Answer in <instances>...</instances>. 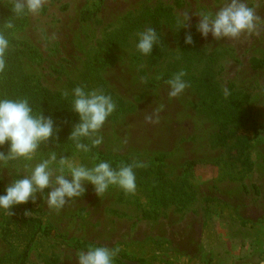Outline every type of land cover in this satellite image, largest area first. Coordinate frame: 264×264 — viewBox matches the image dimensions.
Wrapping results in <instances>:
<instances>
[{
	"label": "rangeland",
	"instance_id": "obj_1",
	"mask_svg": "<svg viewBox=\"0 0 264 264\" xmlns=\"http://www.w3.org/2000/svg\"><path fill=\"white\" fill-rule=\"evenodd\" d=\"M14 1L26 7V0ZM246 2L257 17L255 29L219 40L197 31L199 11L214 10L219 0H184L181 6L175 0H43L38 12L7 19L8 33L18 41L10 47L25 51L21 76L64 98L50 118L59 132L68 133L73 120L55 122V108H74L77 88L108 89L118 106L87 137V151L78 147L57 161L89 169L98 160L112 168L136 165L133 192L110 186L100 194L84 181L77 196L57 207L49 203L55 185L37 188L34 214L53 236L35 241L26 264H79L78 254L87 251L65 244L77 241L148 264H264V68L251 64L264 59V0ZM159 7L168 12L153 62L151 52L138 47L149 32L141 14ZM103 51L109 55L97 61ZM209 67L224 100L234 92L249 96L244 109L250 122L241 133L251 141L252 169H243L235 150L218 140L222 116L205 106L199 92ZM177 75L184 88L172 95ZM98 138L102 142L94 144ZM49 153L38 148L36 155L48 159ZM38 163L0 161L5 194ZM52 173L53 180L60 174L55 166ZM64 174L71 180L67 169ZM16 215L0 209V264H17L26 247L28 231L18 228Z\"/></svg>",
	"mask_w": 264,
	"mask_h": 264
},
{
	"label": "clouds",
	"instance_id": "obj_2",
	"mask_svg": "<svg viewBox=\"0 0 264 264\" xmlns=\"http://www.w3.org/2000/svg\"><path fill=\"white\" fill-rule=\"evenodd\" d=\"M43 4V0H26L27 11L36 13ZM18 13L25 10V2L16 5ZM200 20L197 31L204 37L211 33L217 40L235 38L242 32L253 31L257 17L246 0H219L215 9L202 8L198 13ZM187 15L185 20H187ZM11 27V25H9ZM155 34L150 30L144 34L139 42V49L145 53L151 51ZM187 43H192L191 35L187 36ZM9 46L8 40L0 35V57ZM174 91L172 95L183 90L184 84L180 75L171 81ZM115 103L111 96L103 93L75 90L74 108L79 114L81 124L77 127L74 136L90 137L98 133L107 118L115 110ZM53 134V122L42 115L34 114L27 99L11 100L0 98V149L8 146V151H0V161L4 166L24 158L28 161L39 159L34 168L29 169L30 176L15 180L7 187L6 195H0V207L9 208L13 204L26 203L33 197L37 188L43 191L55 185L50 192L49 203L52 206H62L65 197H75L82 191V182L89 181L96 186L98 193L103 194L110 186H120L127 192L135 190L134 167L124 165L114 170L108 161L98 160L91 169L61 159L57 161L55 153H49V158L37 157L36 153L41 143L47 141ZM102 142V138L95 139L94 144ZM79 148L87 151L83 144ZM55 166L60 172L53 180L52 168ZM65 169L70 173L71 180L64 174ZM118 249L112 250L105 246H89L87 253H79V264H114Z\"/></svg>",
	"mask_w": 264,
	"mask_h": 264
},
{
	"label": "trees",
	"instance_id": "obj_3",
	"mask_svg": "<svg viewBox=\"0 0 264 264\" xmlns=\"http://www.w3.org/2000/svg\"><path fill=\"white\" fill-rule=\"evenodd\" d=\"M95 1L101 3L103 0ZM183 2L184 0H175V3L178 6H181ZM17 4L18 2L11 0L7 1L4 5H0V35H3L8 40L9 47L18 44V41L8 33L7 29L9 24H6L7 19L12 18V22H14L21 14L27 11V8L25 7L23 13H18L16 9ZM167 12V8L159 7L152 10L148 9L141 14V21L147 23L149 31L151 30L155 34V40L150 51L153 62L157 60L155 54L158 53L163 45L162 18ZM9 47L6 50V53L0 57V98L11 100L27 99L34 114L42 115L45 119H50L51 116L54 115L53 106L58 105L61 103V100L63 101L64 99L62 98V94L57 92L53 93L51 90L37 83L31 85V79L23 78L19 71L23 64L25 51L24 49L18 50L15 47ZM108 55V51L101 52L97 61L104 60ZM251 64L255 69L264 68V59L253 58ZM96 66V68H100L102 65L97 63ZM199 89L205 106L209 109H213L216 114L222 116L218 131V140L231 150H235L238 155L237 160L243 169H252L253 163L250 159L251 141L246 135L241 133V129L246 128L250 122L244 109V105L249 100V96L245 95L243 98H240L239 94L234 92L227 100H224L222 90L215 79L212 67H209L207 73L202 78ZM97 91L108 96L112 95L108 89L101 88ZM85 92L91 91H89L88 88H85ZM73 99H75V97ZM72 106L73 105H69V107L61 109L60 111L55 108V122L57 118H66L67 116L69 121L73 120L69 132H59L57 127L53 126L52 136L39 146V148H43L48 152L55 153L59 158H65L69 154H72L78 149L79 144L85 145L87 139V137L74 136L77 127L82 121L79 114L75 111V108H72ZM252 128L257 132L255 124H253ZM5 147L7 148L8 146ZM119 167H121L119 164L113 165L114 170H118ZM0 195H6L4 179L1 171ZM34 200L33 196L30 197L26 203L13 204L9 208L0 207L3 213L8 214L9 217H13L12 214L17 213L16 221L19 225L18 228H24L28 231L25 233L26 247L17 264H26L32 247L39 237L53 236L52 231L44 223L42 218L34 214ZM65 244L84 251H88L89 246H101L89 241L65 242ZM125 259L133 260L137 264H148L145 258H131L128 254L119 251L114 258L116 262L121 264H126Z\"/></svg>",
	"mask_w": 264,
	"mask_h": 264
}]
</instances>
